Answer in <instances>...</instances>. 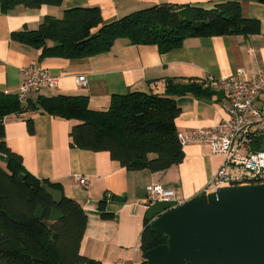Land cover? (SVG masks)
<instances>
[{
  "label": "crops",
  "instance_id": "0c3cea01",
  "mask_svg": "<svg viewBox=\"0 0 264 264\" xmlns=\"http://www.w3.org/2000/svg\"><path fill=\"white\" fill-rule=\"evenodd\" d=\"M225 0H64L61 5L43 4L37 8L17 5L8 12L0 9V91L19 92L24 79L21 68L40 65L58 77L55 87L31 93L39 95H86L89 106L105 110L114 94L144 91L163 95L166 79L196 81L209 88V95L188 93L176 96L180 113L175 119L177 131H188L217 124L227 116L225 103L230 94L213 85L211 77L247 80L260 69L264 71V2L240 0L245 17L261 21L259 33L189 36L181 46L161 52L156 44H132L117 39L112 48L83 58L42 57V50L13 37V32L36 29L48 15L62 17L67 8L99 6L103 21L109 23L134 11L161 3L194 4L212 8ZM85 75L86 85L77 77ZM255 105L264 106V93ZM33 120L29 131L27 119ZM6 141L19 153L27 170L37 178L59 183L64 195L81 203L88 214L80 252L101 264L126 261L145 262L141 237L145 229L147 186L151 183L175 191L184 202L202 193L214 191L210 180L222 165L224 156L212 151L208 143L182 145L185 157L181 163L153 172L148 168L128 170L112 159L109 151H94L70 144V130L77 119L39 111L5 116ZM256 135L264 127L254 126ZM246 151L240 150V153ZM151 157L155 154H151ZM90 178L88 187L80 186L75 174ZM115 196L124 198L116 201ZM106 199L111 219L101 217L99 203Z\"/></svg>",
  "mask_w": 264,
  "mask_h": 264
},
{
  "label": "trees",
  "instance_id": "16d2710c",
  "mask_svg": "<svg viewBox=\"0 0 264 264\" xmlns=\"http://www.w3.org/2000/svg\"><path fill=\"white\" fill-rule=\"evenodd\" d=\"M63 1L0 0V9L8 12L20 4L37 8L43 4L61 5ZM261 30L259 19L244 16L240 0H225L212 8L155 4L109 23L103 21L99 6H75L67 8L62 17L46 16L36 29L25 28L12 35L41 49L42 57L75 59L107 52L119 38L132 44H156L161 52H167L181 46L189 36L252 34ZM188 93L209 95L211 90L196 81L169 78L165 94H114L105 110L91 108L86 95H39L24 105L18 94L0 91V264H101L80 252L88 223L80 202L64 195L58 206L63 215L50 220L56 205L42 184L62 187L27 170L22 156L7 144L5 116L41 110L77 119L79 122L70 130L72 146L109 151L112 159L128 170L148 168L157 172L181 163L185 157L175 123L180 113L175 97ZM27 124L33 132L31 118ZM263 141V134L255 135L252 149H262ZM106 201H100L99 210L102 218L111 219L114 213L106 211ZM39 206L45 207L42 218L35 215ZM145 224L141 237L144 252L167 242L166 234L152 229L148 220Z\"/></svg>",
  "mask_w": 264,
  "mask_h": 264
},
{
  "label": "water",
  "instance_id": "95a60500",
  "mask_svg": "<svg viewBox=\"0 0 264 264\" xmlns=\"http://www.w3.org/2000/svg\"><path fill=\"white\" fill-rule=\"evenodd\" d=\"M42 188L56 205L50 220L60 218L63 190L47 183ZM44 213L39 206L35 215ZM145 218L168 239L144 252V264H264V183L224 186L179 204L158 201Z\"/></svg>",
  "mask_w": 264,
  "mask_h": 264
},
{
  "label": "built area",
  "instance_id": "2783aa9c",
  "mask_svg": "<svg viewBox=\"0 0 264 264\" xmlns=\"http://www.w3.org/2000/svg\"><path fill=\"white\" fill-rule=\"evenodd\" d=\"M21 73L24 79L17 94L24 105L28 104L33 91L55 87L58 83V77L40 65L24 66ZM210 80L213 85L230 94L229 102L225 103L227 116L212 126L179 131L181 145L208 143L214 153L224 156L222 165L209 183L213 190L234 184L264 183V148L252 149L256 135L254 126L264 127V106L255 105V100L264 93V71L259 69L247 80L213 77ZM77 83L86 85L85 75H79ZM240 150L246 152L240 153ZM74 179L80 186L88 187L90 184V178L84 174H75ZM158 201L182 203L172 189L151 183L147 186L146 203L151 206ZM114 264L128 263L117 261Z\"/></svg>",
  "mask_w": 264,
  "mask_h": 264
},
{
  "label": "rangeland",
  "instance_id": "374dc122",
  "mask_svg": "<svg viewBox=\"0 0 264 264\" xmlns=\"http://www.w3.org/2000/svg\"><path fill=\"white\" fill-rule=\"evenodd\" d=\"M48 89L47 87H43V90Z\"/></svg>",
  "mask_w": 264,
  "mask_h": 264
}]
</instances>
